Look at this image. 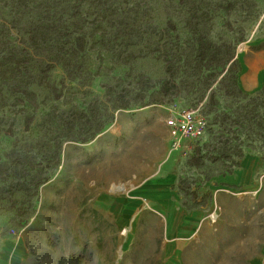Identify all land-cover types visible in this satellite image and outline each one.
I'll return each mask as SVG.
<instances>
[{"label": "rangeland", "instance_id": "374dc122", "mask_svg": "<svg viewBox=\"0 0 264 264\" xmlns=\"http://www.w3.org/2000/svg\"><path fill=\"white\" fill-rule=\"evenodd\" d=\"M200 40L236 43L249 89L264 69V0H0V254L11 249L19 264H264V159L249 151L223 174L215 103L231 102L217 91L224 73L199 78ZM115 97L149 105L116 111L90 142L64 143L37 188L29 173L55 138L51 120ZM174 107L207 123L180 152L166 126ZM122 195L119 224L110 199Z\"/></svg>", "mask_w": 264, "mask_h": 264}, {"label": "trees", "instance_id": "16d2710c", "mask_svg": "<svg viewBox=\"0 0 264 264\" xmlns=\"http://www.w3.org/2000/svg\"><path fill=\"white\" fill-rule=\"evenodd\" d=\"M234 44L236 43L212 47L205 40H200L196 56L199 64L205 61V65L199 66L197 69V74L198 72L201 74L199 78H203V76L213 77L224 73L221 82L218 83L217 91L220 94V99H228L231 102L230 107L222 106L218 102L215 103V124L218 128L216 134L219 136L217 139H219L218 142L223 145V148L229 152L227 156L228 166L223 173L224 175L237 169L239 161L248 156L246 153L249 151L264 159V83L253 92L246 93L242 90L239 82L242 67L236 59ZM222 48L227 50L223 61H219V64L213 68L206 65L213 59L214 54L217 55L218 50ZM206 72H212L213 76L204 75ZM213 101V98H211L210 102ZM147 105L149 104L147 102L143 103L142 98L125 99L124 97H115L113 101L106 105H98L94 108L83 106L80 109L73 107L72 110L62 112V115L50 122L55 138L46 141L47 156L44 160H40L31 172L29 171V178L31 180L37 178L35 186L38 188L50 177V171L43 174L39 170L40 167L45 166L49 170L56 169L59 166L61 149L64 143L84 144L90 142L113 121L116 111L127 110L132 107L143 108ZM225 109L231 110L230 113H225ZM243 134H245V138L241 140ZM25 159L30 167H32L31 162L35 163L33 157H26ZM203 160H206L205 156L201 155L200 150H197L190 166L199 168L202 166ZM209 178V176L205 177L206 180ZM192 209L195 208H189L188 210ZM57 264L78 263L74 257H63Z\"/></svg>", "mask_w": 264, "mask_h": 264}, {"label": "built area", "instance_id": "2783aa9c", "mask_svg": "<svg viewBox=\"0 0 264 264\" xmlns=\"http://www.w3.org/2000/svg\"><path fill=\"white\" fill-rule=\"evenodd\" d=\"M166 126L174 152L188 150L189 146L205 137L207 129L205 118L197 111L176 107L170 110Z\"/></svg>", "mask_w": 264, "mask_h": 264}, {"label": "crops", "instance_id": "0c3cea01", "mask_svg": "<svg viewBox=\"0 0 264 264\" xmlns=\"http://www.w3.org/2000/svg\"><path fill=\"white\" fill-rule=\"evenodd\" d=\"M241 75H242V72L240 73V76H239L240 87L246 93L253 92V91L257 90L264 83V69L260 72V74L255 79L250 80V82H249L250 88L249 89H248V79L246 82H241ZM233 179H231V177H228L226 180L228 183L229 182L233 183L234 182V181H232ZM193 214H197V213L195 212ZM12 252L13 251H11V249L5 248L4 251L2 252V254H0V264H19V263H17V260L13 259ZM15 258H18V256L15 255ZM20 261H22V260H20Z\"/></svg>", "mask_w": 264, "mask_h": 264}, {"label": "bare ground", "instance_id": "6f19581e", "mask_svg": "<svg viewBox=\"0 0 264 264\" xmlns=\"http://www.w3.org/2000/svg\"><path fill=\"white\" fill-rule=\"evenodd\" d=\"M104 188H105V187H104ZM87 190L90 191L91 188H88ZM89 195H90V194H89ZM90 196H91V195H90ZM86 197H87V195H86ZM124 198H126L125 195H122L121 198H119V199H121V200H118V198H116V199H110V200H112V201H111L112 204H113L112 206H114V207L112 208V211L114 212V215L118 217L119 224H124V223H126V222L128 221V219H127V215H128V213L125 212V211L122 212L123 210L120 209V208H121L122 201H123ZM108 201H109V200H108ZM104 203H105V202H104ZM110 204H111V203H110ZM123 207H124V206H123ZM124 208H125V207H124ZM120 210H121V212H120ZM133 222H134V216L132 217V219H131V221H130L131 224H129V225H132Z\"/></svg>", "mask_w": 264, "mask_h": 264}, {"label": "water", "instance_id": "95a60500", "mask_svg": "<svg viewBox=\"0 0 264 264\" xmlns=\"http://www.w3.org/2000/svg\"><path fill=\"white\" fill-rule=\"evenodd\" d=\"M242 49H244V46H240L239 50H242Z\"/></svg>", "mask_w": 264, "mask_h": 264}]
</instances>
